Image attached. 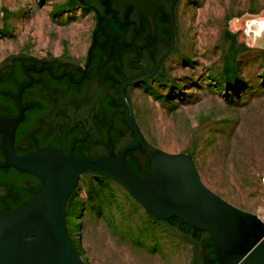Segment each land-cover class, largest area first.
<instances>
[{"label":"water","instance_id":"water-1","mask_svg":"<svg viewBox=\"0 0 264 264\" xmlns=\"http://www.w3.org/2000/svg\"><path fill=\"white\" fill-rule=\"evenodd\" d=\"M95 9L84 64L10 54L0 62V264H86L65 207L79 178L117 182L193 246V264H264V221L202 181L191 154L127 162L144 136L126 85L157 74L174 45V0H79Z\"/></svg>","mask_w":264,"mask_h":264},{"label":"rangeland","instance_id":"rangeland-1","mask_svg":"<svg viewBox=\"0 0 264 264\" xmlns=\"http://www.w3.org/2000/svg\"><path fill=\"white\" fill-rule=\"evenodd\" d=\"M3 5L0 45L84 59L95 24L87 8ZM174 16L172 50L129 89L135 119L148 146L191 154L206 186L264 221V0H177ZM65 212L86 264H193V246L108 178L81 175Z\"/></svg>","mask_w":264,"mask_h":264},{"label":"flooded vegetation","instance_id":"flooded-vegetation-1","mask_svg":"<svg viewBox=\"0 0 264 264\" xmlns=\"http://www.w3.org/2000/svg\"><path fill=\"white\" fill-rule=\"evenodd\" d=\"M176 3H177V0H174L173 5H172L174 18H175L174 14H175ZM77 6H78V8H80L82 6V7H85L87 9L88 8L91 9L92 11L91 10H89V11H91L95 17L96 13H95L93 7H91L85 3H82L79 0H77ZM6 17L7 16H6V12L4 10L3 0H0V42H2L4 40V37H5L4 23L6 22V19H7ZM94 27H95V24H94ZM94 27H93V29H94ZM91 41L92 40H91V35H90L89 44L91 43ZM21 52L26 53L28 55L38 57V58H41V59H45V60H51L55 57H59L60 59L72 61L73 63H75L76 64L75 68H78L80 66L82 69H85L84 64L86 61V54H85V57L82 61H80L78 58L74 57V55H72L70 52H67L65 49H63L60 53H57V54H52L51 52L46 50L41 55H35L34 53H32L30 51L29 46L25 45L24 43L22 44L21 47H18L17 45H14V44H10L9 46L0 45V62L10 54H17V53H21ZM134 84L126 85L124 87L125 96L129 99V101L131 103H132V99H131V96L129 93V89ZM0 107H1V104H0ZM132 109H133V103H132ZM132 116H133L135 123L138 125V123L135 119V116H134V110H133ZM138 127H139V125H138ZM154 150L155 149L148 146V143H147L146 139L144 138L143 142L140 144V146L138 148L126 152L125 158L128 157L130 160L131 166L134 169H135V167H137L138 171L142 172L145 175V174H148L147 173L148 171H150V157H151V154L154 152Z\"/></svg>","mask_w":264,"mask_h":264},{"label":"trees","instance_id":"trees-1","mask_svg":"<svg viewBox=\"0 0 264 264\" xmlns=\"http://www.w3.org/2000/svg\"><path fill=\"white\" fill-rule=\"evenodd\" d=\"M94 11H95V9H94ZM95 13H96V15H95V27H94V29L92 30V32H91V43L88 45V47H87V50H86V57H87V53H88V49H89V47H90V45L93 43V32H94V30H96L97 29V26H98V15H97V12L95 11ZM158 150H154V152L151 154V157L157 152ZM151 157H150V159H151ZM126 160H127V162L130 164V160H129V158L128 157H126ZM131 165V164H130ZM133 168V167H132ZM134 169V168H133ZM137 173H139L140 175H144L142 172H139L138 171V169H137V167H135V169H134ZM147 173H149V171L147 172ZM84 174H87L86 172L84 173ZM96 175H98V174H96ZM77 249V248H76ZM78 251V250H77Z\"/></svg>","mask_w":264,"mask_h":264},{"label":"crops","instance_id":"crops-1","mask_svg":"<svg viewBox=\"0 0 264 264\" xmlns=\"http://www.w3.org/2000/svg\"><path fill=\"white\" fill-rule=\"evenodd\" d=\"M75 3L77 4V0H75ZM80 8H82V6H81ZM88 10H91V9L88 8ZM91 11H92V10H91Z\"/></svg>","mask_w":264,"mask_h":264},{"label":"bare ground","instance_id":"bare-ground-1","mask_svg":"<svg viewBox=\"0 0 264 264\" xmlns=\"http://www.w3.org/2000/svg\"><path fill=\"white\" fill-rule=\"evenodd\" d=\"M262 32H264V30L262 31ZM259 41V40H258ZM261 42V41H260Z\"/></svg>","mask_w":264,"mask_h":264}]
</instances>
